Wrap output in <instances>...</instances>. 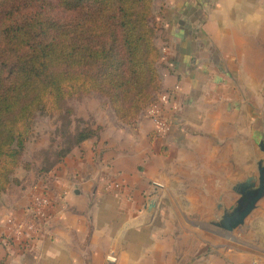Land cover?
I'll return each mask as SVG.
<instances>
[{
	"label": "crops",
	"instance_id": "obj_1",
	"mask_svg": "<svg viewBox=\"0 0 264 264\" xmlns=\"http://www.w3.org/2000/svg\"><path fill=\"white\" fill-rule=\"evenodd\" d=\"M154 16L156 45L169 49L162 92L180 87L178 108L164 107L169 131L161 135L146 111L135 126L100 119V138L74 149L47 181L17 169L21 184L0 199V264H110L112 252L117 264H264L255 244L189 227L174 205L207 219L214 188L227 187L226 166H237L242 132L258 116H238L237 75L249 76L250 107L264 104V0H154ZM34 193L53 201V238L6 246L7 218H28ZM152 198L154 218L145 210Z\"/></svg>",
	"mask_w": 264,
	"mask_h": 264
},
{
	"label": "trees",
	"instance_id": "obj_2",
	"mask_svg": "<svg viewBox=\"0 0 264 264\" xmlns=\"http://www.w3.org/2000/svg\"><path fill=\"white\" fill-rule=\"evenodd\" d=\"M62 10L72 14L63 17ZM154 0H0V199L14 185L38 115L70 116L74 98L99 93L133 125L162 93ZM100 138L70 137L74 148Z\"/></svg>",
	"mask_w": 264,
	"mask_h": 264
},
{
	"label": "rangeland",
	"instance_id": "obj_3",
	"mask_svg": "<svg viewBox=\"0 0 264 264\" xmlns=\"http://www.w3.org/2000/svg\"><path fill=\"white\" fill-rule=\"evenodd\" d=\"M50 1H52L53 4L57 5V0ZM56 13L60 14L63 17H69L72 15L60 9L56 10ZM247 77L249 78V76H236L237 114L243 119L247 117V111H252L251 107H249V102L251 105L253 97L255 96L252 91L246 88L248 84V81L246 82ZM67 107L73 110V113L70 116L66 117L63 114H47L38 115L35 119L32 136L27 144L26 151L23 156L22 166H30V169L26 171H31L32 169H35L37 176H39V174L42 173L41 171L46 170L48 166L55 164V162H57L58 160L59 153L66 151L71 146L69 138L72 137L77 131H81L85 128H91L92 130H99L101 134L104 129V126L97 123V121L100 119L106 120V124H108V122L110 124L111 118H113L120 124H124L127 126H135L129 122H124L120 120L117 117L115 111L113 110L109 100L104 98L99 93H93L91 95L83 96L80 98H74L68 101ZM243 148H246V151L250 150V147ZM257 157V160H261L262 158H264L260 146H257ZM240 160L241 159L238 158L237 185L241 182H244L252 175H258L257 165H252L248 167V170H245L244 166H239ZM59 165L60 164H57L55 168H57ZM243 172L244 175L240 177L239 174ZM162 190L164 189L158 190L157 194H159ZM157 200L158 201L156 209H154L153 212L150 213L153 218L155 217V212L160 206L159 199ZM149 201H147L145 205V210L147 212ZM174 205L183 217L184 223L187 226L199 228L196 223V220L192 218L191 214H184V210L186 208L185 203H174ZM184 215L186 216L184 217ZM244 227L245 228H243V230L245 229V235L251 233V236L253 237L255 242L264 243V198L258 203L256 209L251 214L247 221V224ZM226 242L238 243L237 241H234L232 238L228 237H226ZM261 252L264 254V250ZM110 258H113V261H111ZM107 260H109L108 262L110 264H117L118 258L116 256V253H109Z\"/></svg>",
	"mask_w": 264,
	"mask_h": 264
},
{
	"label": "water",
	"instance_id": "obj_4",
	"mask_svg": "<svg viewBox=\"0 0 264 264\" xmlns=\"http://www.w3.org/2000/svg\"><path fill=\"white\" fill-rule=\"evenodd\" d=\"M251 109L252 111L249 110L251 112L256 109L258 116L251 117V130L247 131L248 134L245 131L242 132V144L241 146L237 145V162L238 158H240L239 166H244L245 170H248V167L252 165H257L258 175H252L237 185V166H226L225 178L227 187L224 191H220L219 194L217 193V188H214L213 191L216 194L217 202L214 204V209L210 216L207 219L194 216L193 213H190L191 204L188 203H185L184 214H191L199 228L220 234L225 238H232L237 242L244 241L249 244H255L263 251L264 243L255 242L251 233L245 235V229L243 230L258 203L264 198V158L257 160V146H260L264 155V104L261 109L259 107L253 108V106ZM243 147H250V150L246 151V148ZM243 175L244 172L239 174L240 177ZM157 184L159 185L156 187V193L164 188L162 184ZM157 201V198H152L149 201L147 207L149 213L156 209Z\"/></svg>",
	"mask_w": 264,
	"mask_h": 264
},
{
	"label": "built area",
	"instance_id": "obj_5",
	"mask_svg": "<svg viewBox=\"0 0 264 264\" xmlns=\"http://www.w3.org/2000/svg\"><path fill=\"white\" fill-rule=\"evenodd\" d=\"M162 61L166 60L169 54L167 47L161 48ZM180 87L176 86L172 92L160 93L157 96L156 103L146 110L147 116L155 123L156 130L164 135L169 131V123L163 117L164 107L170 103H173V98L179 92ZM173 109L176 110L178 106ZM145 112V111H144ZM143 112V113H144ZM53 173V172H52ZM50 173V174H52ZM50 174L43 176L44 181H47ZM159 184H155L157 187ZM121 188L120 185L116 186ZM53 201L47 195H38L34 193L32 195L31 203L29 206V216L25 220H18L16 216L11 215L7 218L8 230L13 234L11 237H3L1 239L6 246L14 242L25 245L26 242L33 239L53 238L54 227L59 220L57 213L52 211ZM113 261V258H110Z\"/></svg>",
	"mask_w": 264,
	"mask_h": 264
}]
</instances>
